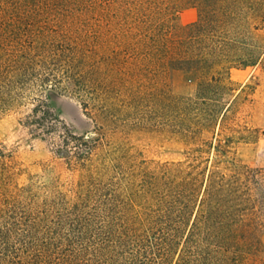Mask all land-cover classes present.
Returning <instances> with one entry per match:
<instances>
[{"label":"trees","instance_id":"obj_1","mask_svg":"<svg viewBox=\"0 0 264 264\" xmlns=\"http://www.w3.org/2000/svg\"><path fill=\"white\" fill-rule=\"evenodd\" d=\"M82 1L0 0V9L16 12L0 30V112L31 104L23 125L41 137L57 133L58 158L79 171L70 186L58 180L18 186L13 154L0 148V264H264L263 170L242 164L235 152L259 132L225 118L229 103L188 126V134L210 137L198 139L185 159L138 171L107 155L95 161L102 133L74 135L51 111L49 90L83 98L86 106L103 93L92 75L97 47L123 64L167 52L161 46L166 37L139 33L147 25L141 18L147 0H118L105 40L80 26L72 37L63 25L55 30L24 21L29 9ZM197 26L183 28L182 43L194 42ZM186 59L193 63L187 70L208 71L197 82L200 102L230 90L234 66L197 55Z\"/></svg>","mask_w":264,"mask_h":264},{"label":"rangeland","instance_id":"obj_2","mask_svg":"<svg viewBox=\"0 0 264 264\" xmlns=\"http://www.w3.org/2000/svg\"><path fill=\"white\" fill-rule=\"evenodd\" d=\"M146 3L145 16L141 18L147 25H142L139 33L166 37L161 46L167 52L159 60L136 56L123 64L97 47L92 75L102 81L103 93L86 106L83 98L49 90L46 100L51 111L74 135L93 137L102 133L104 145L96 151L95 161L101 162L107 155L108 160L116 158L138 171L145 166L152 168L158 163L185 159L198 139L210 137L206 131L188 134V126L229 103L225 118L259 132L255 141L238 144L235 152L242 164L263 170L264 189V0ZM119 6L118 0H83L29 9L32 14L24 21L47 23L55 30L63 25L64 32L72 37L78 35L75 28L80 26L83 31L97 32L96 39L105 40L106 30L116 24ZM13 13L16 12L12 9H0V30ZM195 23L198 26L191 31L196 36L194 42L182 43L183 28ZM191 55L234 66L227 83L230 90H220L217 101H199L197 82L208 71L187 70L193 65L186 59ZM239 62L246 65H238ZM29 108L31 104L0 112V148L13 154L18 168L14 184L42 187L58 180L70 186L79 178V171L69 170L58 158L57 133L41 137L23 125ZM262 240L264 247V234Z\"/></svg>","mask_w":264,"mask_h":264}]
</instances>
